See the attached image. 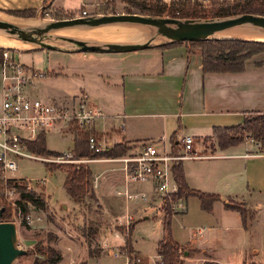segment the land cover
I'll return each mask as SVG.
<instances>
[{
	"label": "crops",
	"instance_id": "crops-1",
	"mask_svg": "<svg viewBox=\"0 0 264 264\" xmlns=\"http://www.w3.org/2000/svg\"><path fill=\"white\" fill-rule=\"evenodd\" d=\"M67 1L68 4L54 8V0H0V13L32 9L35 11L33 17H38V12L45 6L61 14L77 13L81 9L87 10L89 5L92 7L97 0H76L78 7L72 4V0ZM8 15L21 22L32 19ZM190 45L177 42L164 47L155 45L117 53L54 50L63 57L55 60L53 65L47 64L49 68L38 69L46 73L41 78L38 94L43 100L59 107L72 105L79 96H83L91 108L99 111V115L88 125V130L99 139L97 143L104 147L123 145L126 147L124 154L136 152L147 141L157 142L160 138L171 145L182 136H190L198 145L204 146V140H213L214 128L236 126L249 114L264 113V51L245 59L240 71L204 72L199 47L191 48ZM15 57L24 64L32 65L21 61L19 54ZM52 86L53 92L43 98L42 94ZM71 136L72 141L73 134ZM246 143L252 144V148H248ZM198 147L194 146L196 150ZM215 149L220 151L215 153L219 157L180 163L188 188L218 195L208 210H202L195 197L181 199L183 207L174 211L171 221L178 213L183 221L181 224H184L180 228L185 230V234L173 229L170 222L171 237L179 245L180 259L192 258L195 264H233L232 261L216 259L206 245L214 238L218 242H222L223 238H238L242 253L249 251L248 262L244 259L235 264H264V249L260 251L253 245V235L249 231L260 216V203L264 202V151L246 136L235 145L223 149L217 146L211 151ZM114 157L102 155L84 161L90 171L92 197L85 195L79 203H75L66 195L68 203L58 206L71 211L86 200V203H93L94 216L82 238H92L94 232L97 233L96 241L101 250L92 252L86 248V256L82 260L85 263L87 260L96 262L110 257L119 260L115 264H124L127 257L120 248L129 230H124L126 217H130L129 226H132L130 250L144 262L143 254L134 247V228L144 220L157 218L160 222L158 207L161 199L152 184L128 181L122 164L112 160ZM52 171L47 170V175H51ZM36 180L43 181V190L45 178ZM44 196L49 206L48 195ZM192 198L196 199L193 203ZM228 200L240 201L246 209L253 208L252 212L249 209L251 216L244 225L239 214L238 218L231 214L236 211L224 207ZM190 203L195 222L186 223L183 219L190 216ZM147 210L153 213L146 214ZM37 217L36 221H40L41 217ZM179 238L186 240L180 241ZM60 247L68 251L69 264L83 255L81 250L79 256V243H61ZM157 258L156 255L154 264Z\"/></svg>",
	"mask_w": 264,
	"mask_h": 264
},
{
	"label": "rangeland",
	"instance_id": "rangeland-1",
	"mask_svg": "<svg viewBox=\"0 0 264 264\" xmlns=\"http://www.w3.org/2000/svg\"><path fill=\"white\" fill-rule=\"evenodd\" d=\"M76 0H72V4L77 5L75 2ZM70 3V1H69ZM64 4H68L67 0H54L52 3V6L55 8L57 6H62ZM221 3H217L216 5H219ZM215 5V4H214ZM214 5H210L205 8H200V14L203 16H207L208 13L206 11L211 8ZM87 10L91 11L93 7L90 5L87 6ZM117 11H120L119 8H117ZM144 11L141 8L134 9L135 13L144 15ZM8 14L5 12H1V17H11L7 16ZM59 17V16H58ZM193 18V17H189ZM15 19V18H13ZM61 19V18H60ZM204 19V18H200ZM208 19V18H207ZM28 22V24H36L34 26H42L44 22H47L46 20L42 19L41 17H32V19L23 20ZM18 22V21H17ZM23 26V25H21ZM107 26L103 25L102 27ZM112 28L115 29H125L133 32V37L128 40L123 41H111V40H104V39H98V38H86V37H80V36H74L70 35L68 31H62L59 34L57 31H60L61 29H67V28H79V29H93V27H86V26H73V27H65L58 30H52L48 33H46L44 36L47 38L49 37H56L58 35L69 37L76 40H81L89 43H95V42H113V43H142V42H148L151 46L155 45H162L167 43L166 40L163 38H157L156 40H153L155 38H152L153 36V29L144 26V25H137V24H127V23H119V24H112L109 25ZM27 27V26H26ZM99 27V26H98ZM96 27V28H98ZM73 30V29H72ZM135 30V31H134ZM234 31H240L243 33H256L261 35L262 33L256 29H253L249 26H241L238 28H234L227 32V34L234 36H226L222 33H216L214 37L216 38H235L237 37L232 32ZM264 34V33H263ZM0 35L3 37L11 40L7 44H12L8 46H0L2 48H5L9 50L10 52L14 51L15 54L21 55V61H24L25 63H30L33 65L34 68L39 69L41 67H50L47 66V64H52L55 60H60L63 55H60L59 52H56L54 50H46L43 48H40L38 45L31 44V43H25L19 39H17L15 36L9 35L3 31H0ZM242 39V38H237ZM244 40H251V39H244ZM16 41V42H15ZM258 41V40H255ZM46 43H49L53 46L61 47V48H71L70 44L61 40H45ZM262 42V41H261ZM264 42V41H263ZM191 48H197L196 45H190ZM263 52V51H262ZM259 53V52H258ZM261 53V52H260ZM29 65V64H28ZM49 81V80H46ZM41 79L34 80L33 86L27 88V94L30 97H35L43 100L41 98V95L38 94V91H41L40 84ZM53 87V86H52ZM54 90L53 88H50L45 91V94H42V97L48 96L50 93H52ZM36 94V95H35ZM39 95V96H38ZM61 129H56L55 127L52 129H49L45 132L44 138H45V146L46 149L52 152H57L58 154H52V155H43V156H37L32 153L31 155L43 159H52L56 155H59L63 152H67L72 148V141H71V134H75V132L83 131L87 132L88 126H86L84 129H81L77 126L76 121L71 120L67 124L61 125ZM64 136H62V135ZM93 137L96 141L99 139L96 136L89 135ZM205 144L198 145L197 141H193L194 146L197 149L198 152L204 153V154H210V153H220L218 149H215V151H211L213 148L217 147V140L213 135V140L207 139L204 140ZM114 145H108V146H102L100 147L104 148L105 151L112 148ZM246 146L249 148H252V144L246 143ZM225 152V151H224ZM70 156L64 157L62 162H53L51 164V167H57L59 169H55L52 171L51 175H47V169L44 166V163L48 162H41L40 159L35 158H23L19 157L16 158V165L17 169L13 172L15 179H20L22 182L25 180H30V186L33 192L35 194H38L45 202V196L44 194L48 195V205L45 202V208L43 210H38L30 207L29 214L27 217V223L23 225V220L21 219V215L18 214V212L15 210L14 207L10 204V214L9 218L6 222H12L15 228L14 238H13V246L17 249L24 250V253L22 255H19L15 257L10 264H41L42 257L37 255L35 253L36 248H34L36 245L42 249L46 248L47 246H50L54 249H56L60 254L62 259H60L55 264H69V256L67 255V252L64 247H60L62 244H69V245H77L79 243V256L81 255V250L83 251L82 257L79 259L78 256L74 260V264H76V261L80 262L83 260V258L86 256V248L92 252H99L98 243H97V233L94 232V235H92V238H82V235H84V231L86 229V226L90 224V220H92L95 212L93 210V203L89 201L86 203V201L83 204L75 206V210H69L66 209L67 207H58L60 204L68 203V198L66 194L64 193V190L62 189V179H63V173L62 170H60L61 167H63L65 164L72 163V164H79L83 162H72L73 160L76 161V159L80 158H73L72 152L69 151ZM83 159V158H81ZM39 160V161H38ZM50 163V162H49ZM8 175V173H7ZM45 178V183L42 185L44 186V189H41V185L35 184L36 179ZM43 188V187H42ZM43 191V193H42ZM4 194V192H3ZM16 197H18V194L16 193ZM5 200H9V195L4 194ZM195 198L191 199V202H195ZM229 202H232V204L238 205L241 209L245 211V218L248 220L251 216V212L253 211V208L246 209L245 205L241 203L240 201L235 200H229ZM190 203L189 206V212L190 216H186L185 222L186 223H193L195 222V217L193 216V205ZM261 210L259 211V218L253 223V225L249 228V231L251 233V236H261L262 238H253L252 237V243L256 248H260L259 250L262 251L264 249V202L262 201L260 203ZM54 208V209H51ZM83 208V210H82ZM39 211V212H37ZM36 213V214H35ZM151 214L153 211L147 210L146 214ZM236 218L239 217L237 212H231ZM37 215H39L40 221L37 220ZM93 215V216H92ZM175 218L172 219V228L176 229L177 232H184L185 230H182L180 227L183 223L180 215L178 213L175 214ZM160 219H161V213H160ZM197 220V219H196ZM184 222V223H185ZM194 229V226H193ZM98 232V231H97ZM161 232L160 222L156 219H149L141 221V223L137 224L134 228L132 239L134 241V247L140 251V253L144 256V262L146 264H154L153 260L156 259V241L159 239V235ZM254 233V234H253ZM91 237V236H90ZM87 239V240H86ZM180 241L186 240V238H179ZM221 239V238H220ZM202 239H200L201 241ZM199 241L198 239L196 240ZM123 246V245H121ZM209 252L212 253V255L216 259H225L226 261H232L231 263L235 264L240 261H246L248 262V254L249 252L247 250L246 253H242V248H239V240L238 238H223L222 242H218L216 238L213 240H210V242L206 245ZM124 248V247H123ZM60 249V250H59ZM119 251V250H118ZM123 255H129L130 257H133L134 254L126 253V251L123 249L121 251ZM88 255V254H87ZM181 258V253L180 256ZM87 260V259H86ZM119 260H114L112 258L104 257L102 259H98L96 262L87 260L86 264H115ZM135 264H145L142 262L141 258L138 262L133 260ZM121 262H123V258H121ZM71 263V264H73ZM159 263V258H157V261H155V264ZM181 264H195V262L192 260V258H186L182 261ZM202 264H215V263H209V262H203Z\"/></svg>",
	"mask_w": 264,
	"mask_h": 264
},
{
	"label": "built area",
	"instance_id": "built-area-1",
	"mask_svg": "<svg viewBox=\"0 0 264 264\" xmlns=\"http://www.w3.org/2000/svg\"><path fill=\"white\" fill-rule=\"evenodd\" d=\"M235 0H97L92 3L93 9L88 11L81 9L79 12L61 14L55 10H43L41 18L46 21L78 18L87 16H102L111 14L133 13L137 8H149L153 5L160 6L161 17L184 19L192 16L195 9L205 8L210 5L230 4ZM117 8L120 11H117ZM186 11L187 17H181ZM142 15V14H139ZM145 15V14H144ZM59 16V17H58ZM43 70H38L32 65L24 64L15 57V52L7 49L1 51L0 58V180L15 179L13 172L16 171V158H35L43 162H62L64 157L70 156L69 151L56 155L52 159L35 157L28 152L23 140H33L39 133H45L49 129H61V125L76 121L79 128L84 129L91 120L99 115L97 109L91 108L83 96H79L76 102L67 106H55L54 104L30 97L27 88L33 86V81L45 77ZM88 148L95 153H102L104 148L100 147L97 141L89 136ZM219 157L216 154H204L198 152L193 146L190 136H182L173 144L169 145L160 138L157 142L147 141L131 154H122L112 160L122 164L126 178L131 182H150L154 192L160 199L168 197L177 191V185L173 179V166L184 160ZM88 159H76L72 162H84ZM8 173V175H7ZM35 184L41 185L43 181L35 180ZM20 184L26 190H31L30 180ZM16 191L12 188L4 190L9 195L6 201L18 212L15 200ZM142 197V196H140ZM181 199L170 204L174 211L182 209ZM27 217H25L27 223ZM37 219H39L37 217ZM130 224V217H126L124 230L127 231ZM200 233V229L197 230ZM180 252V251H178ZM116 254V253H115ZM114 254V255H115ZM124 264H135L140 257L126 255ZM159 258V257H158ZM160 262V261H159Z\"/></svg>",
	"mask_w": 264,
	"mask_h": 264
},
{
	"label": "trees",
	"instance_id": "trees-1",
	"mask_svg": "<svg viewBox=\"0 0 264 264\" xmlns=\"http://www.w3.org/2000/svg\"><path fill=\"white\" fill-rule=\"evenodd\" d=\"M46 1V0H45ZM145 10L144 14L149 16H160V6L153 5L149 8H142ZM49 9V6H45L40 10ZM7 14H11L21 18H31L35 15V11L32 9L24 10H9L4 11ZM206 13L207 16L200 14V11L195 9L191 17L193 18H226L237 16L243 13H250L255 15L264 16V0H235L230 4H219L209 8ZM181 17H187L186 11L182 12ZM41 17V14H39ZM174 43H165L162 45H156V47H164ZM185 44L196 45L200 49L201 54V66L204 72H234L240 71L243 68V62L245 59L252 55L264 51V42L255 40H244L237 38H211L201 41H185ZM4 48L0 47L1 51ZM91 130L87 132L79 131L75 132L72 139V155L73 158L91 159L98 156H119L125 153L126 147L120 144H115L109 150L102 153H95L88 148V137L92 135ZM213 135L217 140V146L221 149L235 145L241 142L244 137H249L251 140L258 143L260 150L264 151V113L249 114L244 117L241 124L236 126H229L224 128H214ZM23 144L26 150L34 155H52L45 146V138L43 133H39L33 140H23ZM54 164L44 163L47 170H57V167H51ZM1 170V162H0ZM64 173V179L62 182V188L66 195L75 203H79L85 195L92 197V189L90 187L89 178L90 171L86 164H65L60 168ZM173 179L177 185V191L168 197H163L160 201L158 211L161 213L160 225H161V238L156 244V255L159 257L158 264H181L179 245L173 240L170 233V222L173 215V210L170 208V204L179 199H185L188 197H195L200 203L202 210H208L213 201L218 199L216 194L203 193L198 190H193L187 187L181 164H177L172 168ZM12 188L18 194L15 200L23 225L26 224L25 217L29 214L30 207L34 209L43 210L45 207L44 200L35 194L32 190H26L24 186L20 184V180H0V222H6L10 214V204L4 198V190ZM226 209L236 211L241 218L243 225L246 222L245 211L232 202H228L224 205ZM121 231V228H118ZM128 232L125 235V243L120 251L123 249L126 253H131L130 250V232L132 226H129ZM35 253L42 257L41 264H55L61 259V254L54 248L47 246L42 249L37 245ZM210 263V262H209ZM76 264H86L85 261H80Z\"/></svg>",
	"mask_w": 264,
	"mask_h": 264
},
{
	"label": "water",
	"instance_id": "water-1",
	"mask_svg": "<svg viewBox=\"0 0 264 264\" xmlns=\"http://www.w3.org/2000/svg\"><path fill=\"white\" fill-rule=\"evenodd\" d=\"M119 23L137 24L153 29V37L163 38L167 43L201 41L216 38L214 35L221 31L249 26L264 33V16L243 13L237 16L210 19V18H166L161 16L139 15L133 13L111 14L102 16H87L78 18L58 19L47 21L42 26H21L0 19V31L15 36L17 39L38 45L46 50H64L72 52H101L117 53L146 49L151 45L142 43H113L95 42L89 43L81 40L58 35L47 38L44 36L52 30L65 27L86 26L98 27ZM45 40H61L70 44L71 48H61L46 43ZM259 41V40H258ZM15 228L12 222H0V264H10L11 261L24 253V250L13 246Z\"/></svg>",
	"mask_w": 264,
	"mask_h": 264
},
{
	"label": "bare ground",
	"instance_id": "bare-ground-1",
	"mask_svg": "<svg viewBox=\"0 0 264 264\" xmlns=\"http://www.w3.org/2000/svg\"><path fill=\"white\" fill-rule=\"evenodd\" d=\"M0 19L7 20V21L15 23L17 25H23V26L36 25V24H30V23L28 24V22H26L27 24H25V21H23V20H22V22L21 21L17 22L15 19H13L11 17L7 18V17H4V16L3 17L0 16ZM235 28H238V27H235ZM232 29H234V28L221 31L219 33L223 32V34L226 35V36L234 37V36H231V35L227 34V32H229ZM66 30H70V31H68V33H70V35H74V36H80V37H86V38H98V39L111 40V41H123V40H128V39L133 37V32L132 31L125 30V29H115V28H112L109 25L104 26V27L99 26L98 28L93 27V29H79V28H76V27L67 28V29L65 28V29H61L60 31H57V32L59 34H62L60 32L66 31ZM232 33L237 36L235 38H239L240 37L242 39L246 38V39H251V40L264 41V34L263 33L261 35L256 34V33H243V32H240V31H234ZM157 38H159V37H157ZM157 38L155 37V39H153V40H156ZM8 40L9 39H7V38L3 37L2 35H0V46L12 45V44H7V42L9 43V41H11V40H9V41Z\"/></svg>",
	"mask_w": 264,
	"mask_h": 264
}]
</instances>
